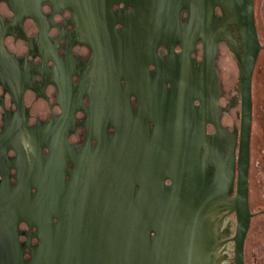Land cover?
<instances>
[{
  "label": "flooded vegetation",
  "instance_id": "1",
  "mask_svg": "<svg viewBox=\"0 0 264 264\" xmlns=\"http://www.w3.org/2000/svg\"><path fill=\"white\" fill-rule=\"evenodd\" d=\"M253 18L260 50L249 172L255 113L264 112V0H253ZM232 22L217 0H0V264H28L40 245L31 198L40 174L64 211L83 213L79 253L63 241L60 257H145L148 213L170 203L182 174L193 185L204 179L206 191L224 186L210 217L218 240L232 238L235 216L225 206L235 194L243 59ZM219 33L214 76L203 75L204 39ZM201 118L205 139L195 132ZM256 168L252 189L248 173L254 250L247 256V232L244 264H264V149ZM180 189L183 199L188 186ZM227 248L225 264H234Z\"/></svg>",
  "mask_w": 264,
  "mask_h": 264
},
{
  "label": "water",
  "instance_id": "2",
  "mask_svg": "<svg viewBox=\"0 0 264 264\" xmlns=\"http://www.w3.org/2000/svg\"><path fill=\"white\" fill-rule=\"evenodd\" d=\"M218 6L223 12L229 10L233 15V25L238 29L243 47V59L240 64V75L238 79V89L240 92V134L236 161V184L233 198L226 204L225 209L235 216V233L231 239L218 240V232L214 219L210 217L211 205L224 189L214 184L210 191H206L204 179L196 178L195 184L191 183L192 175H177L174 179L173 198L166 202V207L159 210H151L148 213V223L146 232L147 255L141 258H122L116 256L114 264H225L228 243L233 244V263L244 264L243 249L246 234L250 225L251 214L248 205V173H249V149L251 133V77L253 66L256 62L260 44L257 39L254 18L253 0H217ZM224 27V26H223ZM224 29V28H223ZM221 29V31H223ZM220 31V32H221ZM221 34L210 36L204 39V53L202 71L203 75L210 71L214 76L213 62L216 55V45ZM202 84L205 86L204 79ZM214 105V104H213ZM215 108L211 109V115H216ZM216 136L214 145L216 150L221 147V131L218 127L216 117L212 121ZM196 135L205 139L204 120L197 119L195 127ZM191 154V151L189 150ZM228 153V152H227ZM227 156V155H226ZM45 165L46 163H41ZM198 180V181H197ZM182 185H187L188 190L184 198L181 197ZM47 177L40 174L35 177V188L37 194L33 198L34 219L39 229L40 245L35 250L33 260L28 264H109L107 257L84 258V257H60L61 242H67V247H72V251L79 253V233L80 227L76 220L82 219L81 207L69 206L65 211L61 207L60 198L52 188H50ZM194 187V190H193ZM151 183H148V189ZM200 196V198H198ZM20 202H30L28 199ZM23 203V204H24ZM24 204V213L27 207ZM116 225H125L122 212L115 209ZM86 213H91L86 211ZM86 218L88 217L85 214ZM55 218L58 223L52 225L50 219ZM67 218L72 221L64 225L61 220ZM67 229L66 235L63 230ZM150 231L155 237H150ZM70 245V246H69ZM151 245L154 246L155 256L151 255ZM14 264H26L22 258L14 260Z\"/></svg>",
  "mask_w": 264,
  "mask_h": 264
},
{
  "label": "rangeland",
  "instance_id": "3",
  "mask_svg": "<svg viewBox=\"0 0 264 264\" xmlns=\"http://www.w3.org/2000/svg\"><path fill=\"white\" fill-rule=\"evenodd\" d=\"M225 89H229L231 84L225 82ZM264 107V103H262V108ZM261 109H257L255 113V121L252 126V144H251V166H250V186L251 189L255 186L254 184V177L256 176L257 172V161L259 160V151L264 149V112H261ZM255 224V223H254ZM254 230H249L247 234V240L245 244V249L248 255L250 252L254 250Z\"/></svg>",
  "mask_w": 264,
  "mask_h": 264
},
{
  "label": "trees",
  "instance_id": "4",
  "mask_svg": "<svg viewBox=\"0 0 264 264\" xmlns=\"http://www.w3.org/2000/svg\"><path fill=\"white\" fill-rule=\"evenodd\" d=\"M231 263L230 264H232V259H231V261H230Z\"/></svg>",
  "mask_w": 264,
  "mask_h": 264
}]
</instances>
